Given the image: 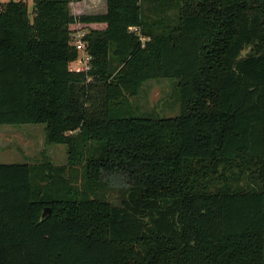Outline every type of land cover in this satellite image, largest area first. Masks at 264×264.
I'll use <instances>...</instances> for the list:
<instances>
[{"label":"trees","instance_id":"1","mask_svg":"<svg viewBox=\"0 0 264 264\" xmlns=\"http://www.w3.org/2000/svg\"><path fill=\"white\" fill-rule=\"evenodd\" d=\"M103 1L0 11V126L46 124L85 185L0 164V264H264V0ZM158 78L179 81L176 118L128 103Z\"/></svg>","mask_w":264,"mask_h":264},{"label":"rangeland","instance_id":"2","mask_svg":"<svg viewBox=\"0 0 264 264\" xmlns=\"http://www.w3.org/2000/svg\"><path fill=\"white\" fill-rule=\"evenodd\" d=\"M10 1L0 0V11L6 8ZM27 2L29 12H32L33 0ZM106 3L103 0H71L70 12L75 16L103 14L106 12ZM32 19V15L30 16ZM80 31V30H78ZM84 31V30H81ZM79 54V53H78ZM83 53L81 52V55ZM128 103L136 111V114L154 119H172L181 113L179 81L176 79L158 78L150 79L141 83L135 96H127ZM22 129V132L16 131ZM46 124H32L20 126H0L3 133L0 138V164H22L30 163L44 170L51 169L55 175L70 180L74 185L84 188L82 184L83 162L70 167L68 161V148L66 145L53 144L47 141ZM14 133H19L18 135ZM20 142L21 151L26 150L24 156L19 154ZM21 157L24 159L21 160ZM62 169V170H57ZM111 190L109 194L117 196L118 190L125 186L123 178L114 176L107 178Z\"/></svg>","mask_w":264,"mask_h":264},{"label":"built area","instance_id":"3","mask_svg":"<svg viewBox=\"0 0 264 264\" xmlns=\"http://www.w3.org/2000/svg\"><path fill=\"white\" fill-rule=\"evenodd\" d=\"M87 34V31H76L72 36V45L78 50L79 56L76 61L71 64V70L76 73H88L91 70V57L86 50V43L84 38ZM83 53V56L81 55Z\"/></svg>","mask_w":264,"mask_h":264},{"label":"crops","instance_id":"4","mask_svg":"<svg viewBox=\"0 0 264 264\" xmlns=\"http://www.w3.org/2000/svg\"><path fill=\"white\" fill-rule=\"evenodd\" d=\"M25 125H32V124H25ZM25 125H12V126H20V127H23V126H25ZM21 130H22V129L19 128V130H16V131L22 132ZM15 134L18 135L19 133H14V136H15ZM2 136H3V133L0 132V138H1V139H2ZM17 144H18V146H19V149H18L19 154H20L21 156H24V153H22V152H25L26 150L21 151L22 149H21L20 142H17ZM21 160H23V162H26V161H24V159H23L22 157H21ZM19 164H20V163H19ZM22 164H29V165H30V163H22Z\"/></svg>","mask_w":264,"mask_h":264},{"label":"water","instance_id":"5","mask_svg":"<svg viewBox=\"0 0 264 264\" xmlns=\"http://www.w3.org/2000/svg\"><path fill=\"white\" fill-rule=\"evenodd\" d=\"M51 214V209L50 208H45V210L42 213L41 221L45 220L48 218Z\"/></svg>","mask_w":264,"mask_h":264}]
</instances>
